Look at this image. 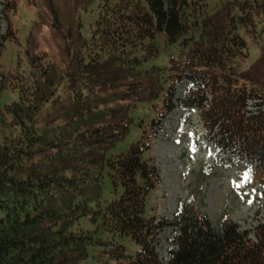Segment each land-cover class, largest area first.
<instances>
[{
    "label": "trees",
    "instance_id": "1",
    "mask_svg": "<svg viewBox=\"0 0 264 264\" xmlns=\"http://www.w3.org/2000/svg\"><path fill=\"white\" fill-rule=\"evenodd\" d=\"M44 2L58 32L60 15ZM27 3L41 18L25 68L19 56L12 70L0 65V264H264V220L255 241L231 221L215 231L193 198L172 221L156 215L150 157L153 126L187 79L176 101L199 112L213 146L206 168L241 164L250 177L241 186L264 183V0H100L88 38L76 4L59 63L39 49L45 8ZM159 56L164 66L144 67ZM137 126L140 139L108 153ZM164 226L177 231L163 262L153 242ZM124 241L138 249L127 253Z\"/></svg>",
    "mask_w": 264,
    "mask_h": 264
},
{
    "label": "rangeland",
    "instance_id": "2",
    "mask_svg": "<svg viewBox=\"0 0 264 264\" xmlns=\"http://www.w3.org/2000/svg\"><path fill=\"white\" fill-rule=\"evenodd\" d=\"M35 1L45 8L46 16H44L47 21L39 34V49L54 56L59 63L64 59L59 55L60 48L64 47V42L59 36L60 31L68 29L67 26L74 18L76 8L79 7L77 11L81 20V35L88 38L90 27L97 16L100 0H87L82 8L81 4L75 2L76 0H52L53 8L61 18L58 32L48 26L52 16L48 14L50 10L47 9L44 0ZM16 2L17 8L13 13L7 8L4 10L8 4L6 0H0V44L3 40L5 43V46L2 45L3 49H0V65L5 72L14 69L18 56L21 58V66H24L26 37L33 23L41 18L38 9L29 5L27 0H16ZM11 31L15 32L16 39L5 40ZM257 56L258 52L250 47L248 62L255 61ZM160 57L144 63V67L148 68L156 64L164 66L166 59ZM259 79L264 80L263 73ZM192 86L193 83L187 79H182L175 85L173 89L175 106L152 129L153 145L150 157L157 167L160 178L152 194L155 213L164 220L172 221L179 204L193 198L196 209L207 217L215 231L220 232L224 221H231L237 225L239 231H247L249 238L255 240L253 231L264 220V183L241 186L239 180L245 173L241 164L232 167L219 166L210 171L206 168L213 146L206 138L199 112L196 108L182 107L176 101L187 88ZM5 93L0 94L1 98L5 97ZM142 129L144 128L140 126L132 127L124 138L108 150V153L126 151L133 142L141 138ZM202 170L208 173L202 174ZM107 188L105 185L103 197L109 199L111 194H107ZM176 231L177 228L172 226H164L156 231L153 246L160 261L168 260L169 251L174 248L172 238ZM123 244L127 253H134L138 249L136 243L124 241Z\"/></svg>",
    "mask_w": 264,
    "mask_h": 264
},
{
    "label": "snow or ice",
    "instance_id": "3",
    "mask_svg": "<svg viewBox=\"0 0 264 264\" xmlns=\"http://www.w3.org/2000/svg\"><path fill=\"white\" fill-rule=\"evenodd\" d=\"M249 178H250V177H249V173H245V174H244V179L247 180V179H249Z\"/></svg>",
    "mask_w": 264,
    "mask_h": 264
},
{
    "label": "bare ground",
    "instance_id": "4",
    "mask_svg": "<svg viewBox=\"0 0 264 264\" xmlns=\"http://www.w3.org/2000/svg\"><path fill=\"white\" fill-rule=\"evenodd\" d=\"M182 147V146H181Z\"/></svg>",
    "mask_w": 264,
    "mask_h": 264
}]
</instances>
